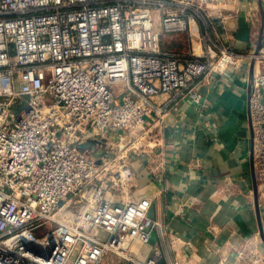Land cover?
I'll return each mask as SVG.
<instances>
[{
	"label": "built area",
	"instance_id": "1",
	"mask_svg": "<svg viewBox=\"0 0 264 264\" xmlns=\"http://www.w3.org/2000/svg\"><path fill=\"white\" fill-rule=\"evenodd\" d=\"M240 1L0 0V264H157L155 247L129 254L160 223L151 200L125 188L128 152L148 148L179 102L204 105L201 79L237 70L247 84L252 60L250 150L264 213V27L259 49L242 53L208 22ZM157 22L187 36L185 53L161 51ZM235 255L264 263L256 246Z\"/></svg>",
	"mask_w": 264,
	"mask_h": 264
},
{
	"label": "crops",
	"instance_id": "2",
	"mask_svg": "<svg viewBox=\"0 0 264 264\" xmlns=\"http://www.w3.org/2000/svg\"><path fill=\"white\" fill-rule=\"evenodd\" d=\"M238 9L223 10V18L209 16V30L246 53L256 46V21L261 22L264 8L262 1L241 0ZM156 28L163 53L186 52L184 33H163L158 22ZM246 89L237 70L201 79L198 90L205 104L179 102L154 128L148 148L128 152L131 177L125 188L131 197L150 199L149 214L160 223L150 245H131V256L145 259L155 247L157 264L175 258L186 264L219 259L245 264L236 251L256 246L264 253L253 206ZM165 98L151 100L160 105ZM109 196L119 200L117 191ZM261 219L264 231V213Z\"/></svg>",
	"mask_w": 264,
	"mask_h": 264
},
{
	"label": "water",
	"instance_id": "3",
	"mask_svg": "<svg viewBox=\"0 0 264 264\" xmlns=\"http://www.w3.org/2000/svg\"><path fill=\"white\" fill-rule=\"evenodd\" d=\"M261 0H259L260 3ZM264 27V16L262 15L259 30H258V36H257V41H256V46H255V52L259 49L260 46V40H261V35H262V30ZM253 68H254V61L252 60L250 62L249 68H248V83H247V113H248V126H249V131L251 132V125H250V118H249V106H248V96H249V90L252 84L253 80ZM249 166H250V172H251V179H252V189H253V206L255 210V215L257 219V225H258V230H259V235L261 237V240L264 244V231H263V224H262V219H261V212L259 209V204H258V196H257V185H256V180H255V175H254V167H253V161H252V153L250 150V155H249ZM29 250L34 252L35 254L42 255L46 257L47 255H44L39 249L34 248V247H27Z\"/></svg>",
	"mask_w": 264,
	"mask_h": 264
},
{
	"label": "rangeland",
	"instance_id": "4",
	"mask_svg": "<svg viewBox=\"0 0 264 264\" xmlns=\"http://www.w3.org/2000/svg\"><path fill=\"white\" fill-rule=\"evenodd\" d=\"M261 1H262V3H263V8H264V0H261ZM263 11H264V9H263ZM259 24H260V19H259V17H258V20L256 21V26L259 27ZM247 131H248V133H249V128L247 129Z\"/></svg>",
	"mask_w": 264,
	"mask_h": 264
}]
</instances>
